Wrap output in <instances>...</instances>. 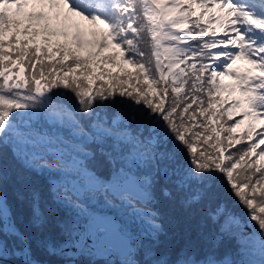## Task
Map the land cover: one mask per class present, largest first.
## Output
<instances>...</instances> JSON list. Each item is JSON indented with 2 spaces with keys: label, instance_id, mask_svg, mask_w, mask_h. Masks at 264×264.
Returning <instances> with one entry per match:
<instances>
[{
  "label": "snow or ice",
  "instance_id": "6c2138e0",
  "mask_svg": "<svg viewBox=\"0 0 264 264\" xmlns=\"http://www.w3.org/2000/svg\"><path fill=\"white\" fill-rule=\"evenodd\" d=\"M258 120L264 0H0V264H264Z\"/></svg>",
  "mask_w": 264,
  "mask_h": 264
},
{
  "label": "trees",
  "instance_id": "16d2710c",
  "mask_svg": "<svg viewBox=\"0 0 264 264\" xmlns=\"http://www.w3.org/2000/svg\"><path fill=\"white\" fill-rule=\"evenodd\" d=\"M5 50L8 51V49H5ZM114 70H115V69H113V71H114ZM34 179H35L36 186H37V187L42 191V193L44 194V198H47V199L50 201L51 198H50L49 193H48V184H47V179H46V177H43V176H36V177H34ZM7 195H8V197H9V201H10V202L12 203V205H13V208H14L15 212H16V209L19 210V211L22 213V215H23L25 218H27L28 215L30 214L29 209L27 208L26 205L19 204V203H17V202L14 200L11 187H9V188L7 189ZM47 199H45L46 202H48ZM232 205H233V202H232V201H229V206L232 207ZM159 206L162 208V210H165V211L168 210L166 204H164L163 202H162L161 205H159ZM233 211H235L237 214H239V215H241V216L245 215L243 209L240 208L239 205H235V206L233 207ZM57 218L63 219V218H64V213L59 212V215H58L57 217H55L54 219H52L51 221H49V224L46 226L45 230H46V229H47V230L51 229V230L53 231L52 228H53V226L55 225V224L53 223V221L56 222V219H57ZM48 228H49V229H48ZM57 230H58V229H57Z\"/></svg>",
  "mask_w": 264,
  "mask_h": 264
},
{
  "label": "rangeland",
  "instance_id": "374dc122",
  "mask_svg": "<svg viewBox=\"0 0 264 264\" xmlns=\"http://www.w3.org/2000/svg\"><path fill=\"white\" fill-rule=\"evenodd\" d=\"M75 22H76V23H81L82 29L86 32V35H87L88 30H89V27H86L87 25H86L85 23L79 21L78 18L76 19ZM101 27H102V26H101ZM72 30L75 31V29H72ZM86 30H87V31H86ZM258 121H260L261 126H259V128H256V129H255L257 132L264 130V127H262V126H264V120H258ZM254 136H255V133H254ZM262 147H264V145H262ZM62 213H63V212H62ZM52 229H53V231H54L55 233L59 232V230H57L56 223H55V225L53 226Z\"/></svg>",
  "mask_w": 264,
  "mask_h": 264
}]
</instances>
